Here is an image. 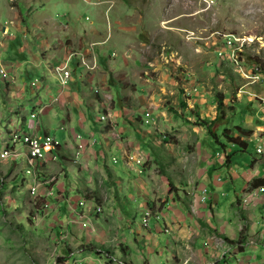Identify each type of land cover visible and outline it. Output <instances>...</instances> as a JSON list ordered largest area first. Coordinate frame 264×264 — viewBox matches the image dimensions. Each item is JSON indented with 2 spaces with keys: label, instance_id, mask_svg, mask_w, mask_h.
<instances>
[{
  "label": "rangeland",
  "instance_id": "obj_1",
  "mask_svg": "<svg viewBox=\"0 0 264 264\" xmlns=\"http://www.w3.org/2000/svg\"><path fill=\"white\" fill-rule=\"evenodd\" d=\"M46 43L56 49L82 50L78 55L70 51L65 62H69L80 81L88 71L100 70L95 87L89 90L90 97L107 99L115 113L122 112L123 108H134L137 119L133 115V125L143 124L142 127L151 128L153 134L162 139L153 145V148L160 146L161 151L153 150V180L160 174L166 175L170 185L163 186L162 193L154 192L152 205L143 211L137 205L142 196H137L133 190L128 196L134 199L129 206L135 223L143 228L151 227L153 220L160 218L154 211L156 206H163L168 191L178 194L177 188H184L179 171L170 172L161 155L182 154L193 147L194 138L190 134H196L192 130L197 125L190 120L196 118L194 110H198L199 116L212 118L216 113L215 95L221 93L227 123L220 127L232 129V123L240 124L242 119L247 122L252 114L249 107L257 100V95H264V73L252 71L253 64L248 66L246 60L250 56L264 64V0H0V66L5 69L7 64H17V59L29 63L30 55H41ZM85 47L92 50L84 51ZM84 59L94 66L90 69L83 66ZM54 67L59 70V64ZM77 68L83 69L77 71ZM23 72L27 78L29 73ZM12 76L0 74V84ZM14 79V91L21 86L27 88L26 80L23 85ZM13 96L0 87V117L9 112L6 104ZM260 101L264 103V98ZM24 107L27 126L34 113L28 117L30 104ZM101 116V119L105 117ZM62 118L60 115L52 119L56 128L63 123ZM158 122L162 125L160 129L154 127ZM7 127L9 129L3 133L4 146H0V149L11 146L6 156L0 155V264H83L86 259L95 261L93 264H173L172 254L167 255L164 250L157 254L153 250L147 255L129 241L128 246H112L65 238L60 225L52 227L55 218L48 216L53 212L49 196L55 195L51 188L56 181L55 174L48 176L47 183L43 182L44 186L42 183L35 192L37 183L36 180L32 183L30 177H36V168L28 173L25 166L22 173L21 164L10 160L24 158L28 150L26 143L12 142V138L21 137L25 127L19 123L11 127L7 124ZM74 128L79 130L78 123ZM168 128L176 133L172 135L173 131ZM5 129L6 126L2 128ZM15 150L16 156L13 155ZM111 155H115L117 161H111ZM240 155L244 154L235 153L232 160L241 161ZM46 156L47 153L44 158ZM106 162L113 169L126 172L120 151L114 145L107 151ZM108 171L107 179L111 180ZM127 174L139 177L131 169ZM223 176L219 174L218 180ZM93 179L94 184L82 190L92 195L90 197L98 196L104 203L109 184L101 182L99 176ZM100 210L101 206L96 209ZM258 213L255 210V214ZM214 215L226 216L225 209L221 207ZM263 224L264 219L260 217L251 223L245 222L251 238L258 240V257L261 252L264 256V239L259 238ZM131 228L134 233L137 231L134 225ZM152 233L157 235L154 230ZM157 240L159 246L165 245L164 235H159ZM198 245L197 241L195 246Z\"/></svg>",
  "mask_w": 264,
  "mask_h": 264
},
{
  "label": "crops",
  "instance_id": "obj_2",
  "mask_svg": "<svg viewBox=\"0 0 264 264\" xmlns=\"http://www.w3.org/2000/svg\"><path fill=\"white\" fill-rule=\"evenodd\" d=\"M48 45L49 43L45 44L41 55H30L29 63L28 60L17 59V64H7L5 69L0 66L7 74L13 75L12 78L4 79L0 87L4 93L14 94L7 100L6 110L9 112L0 117V146H4L3 133L9 129L7 124L11 127L14 123H19L27 129L25 104H30L28 117L36 112L33 119L36 133L51 134L60 140V145L51 150V156L47 153L45 163L41 167V160L37 163L35 176L38 178L30 177L32 183V178L36 179L34 188L38 190L43 182L47 183L48 176L55 174L56 181L51 185L55 195L49 196L53 212L48 216L55 218L52 227L60 225L63 236L78 243H90L91 240L112 246H128L129 241L138 247V251L145 250L147 255L153 250L157 254L159 250H164L167 255L172 254L170 259L173 264H264L262 252L258 257V240L251 238L245 225V222L251 223L259 217L264 219V185L254 182L256 178H264V103L260 101L264 95H257V100L249 107L252 114L247 122L242 119L240 124H231L252 130L250 136L244 137V151H238L235 145L229 143L223 151L205 133L203 127L197 126L192 130L196 134H190L194 138V145L188 152H170L167 157L161 155L170 172L175 174L179 171L184 188H177L178 194L167 189L169 194L165 203L161 207L156 206L154 211L160 218L154 219V225L147 226L149 229L143 228L135 223V215L129 206L134 199H129L128 196L132 194V190L137 196L141 195L137 205L143 211L152 205L154 192L162 193L163 186L170 185V179L166 175L160 174L156 181L153 180V150L161 152L160 146L153 148V145H157L162 139H159L158 134H153L151 128L142 127L143 124L140 127L133 125L132 121L137 119L134 108H123L122 112L115 113L106 102L107 99L103 101L90 97L89 90L95 87V79L100 75V70L88 71L80 81L77 73L70 68V77L61 85L57 67L54 66L62 64L67 54L74 50L56 49L53 45ZM85 50H92V47H85ZM75 51L78 55L82 50ZM24 70L29 73L27 78ZM35 77L38 78V83L31 86L30 81ZM12 79L23 85L26 80L27 88L21 86L18 91H14ZM11 111L14 113L9 116ZM103 114L105 117L101 119L100 115ZM60 115L63 123L57 129L52 119H57ZM133 115L136 116L135 119ZM77 123L79 130L74 128ZM151 123L153 127V122ZM169 125L167 124L168 127ZM176 125L179 126V123L176 122ZM2 126H6V129L2 130ZM154 127L160 129L162 125L158 122ZM180 128L185 129L183 125ZM168 131H173L172 135L176 133L173 128H168ZM233 134L236 135L235 132ZM113 145L120 151L126 172L113 169L106 162L107 151ZM238 152L244 154L238 156L241 161H233L232 156ZM228 155L230 159L227 162L225 156ZM10 160L20 163L23 168L20 172H24L25 161L22 156ZM110 160L117 161V157L111 155ZM128 169L136 172L139 177H129ZM107 171L111 180L107 179ZM219 174L224 175L220 181ZM23 176L25 179V174ZM94 176H99L105 185L109 184L108 196L104 202L106 204L98 196L90 197L92 195L82 190L94 184ZM48 184H45L46 188ZM153 186L161 191L153 189ZM202 188L206 189V196L200 200ZM250 190H256L257 195H252ZM100 206L101 210L96 211ZM221 207L225 209L226 216L215 217L214 213L220 211ZM255 210L259 211L258 215ZM133 225L137 227L135 233L131 228ZM114 229L116 230L113 232ZM153 230L158 236L164 235V246L158 245V236L152 233ZM58 237L61 238L62 235ZM259 238L264 239V224ZM197 241L199 245L196 247ZM147 244L149 246H144ZM86 263L93 264L95 261L86 259L83 264Z\"/></svg>",
  "mask_w": 264,
  "mask_h": 264
},
{
  "label": "trees",
  "instance_id": "obj_3",
  "mask_svg": "<svg viewBox=\"0 0 264 264\" xmlns=\"http://www.w3.org/2000/svg\"><path fill=\"white\" fill-rule=\"evenodd\" d=\"M142 40L146 41V38L142 36ZM239 58V56H237ZM248 66L250 64L252 67V71L254 72H260L264 73V64L259 62V60H256L253 57L247 56L246 58ZM224 95L221 93H217L215 95V109L216 113L212 118H206L199 116L198 110H194L195 117L194 120H190V122L194 125L203 127L205 133L217 144L221 147L223 151H225V146L227 143L233 144L237 147L238 151H244V148L246 147V141L244 140V137L250 136L252 130L247 127H243L241 125H233L232 129L228 128L226 126L220 127L222 124L227 123V117L224 112L225 104L223 102ZM183 105L184 102H182ZM175 112V111H174ZM221 128V129H220ZM220 129V130H219ZM236 133L234 135L233 133ZM59 144L55 145V147H58ZM52 152V151H51ZM230 159L229 155L225 156V160L228 162ZM254 182L259 185H264V178H256Z\"/></svg>",
  "mask_w": 264,
  "mask_h": 264
},
{
  "label": "built area",
  "instance_id": "obj_4",
  "mask_svg": "<svg viewBox=\"0 0 264 264\" xmlns=\"http://www.w3.org/2000/svg\"><path fill=\"white\" fill-rule=\"evenodd\" d=\"M229 43V42H228ZM69 62H63L62 64H59V70H57V77L58 81L61 85L65 84L67 82L68 78L70 77V67H69ZM84 66L86 68L90 69L94 66V64H90L84 59ZM0 74L2 76H8L7 71L4 70L3 68L0 69ZM38 83V78H33L30 81L31 86H35ZM36 115V112H35ZM33 115V118L27 123V129L21 134V137H15L14 142H22L26 143V145L33 150V152H39L41 156V165L40 167L45 163L44 162V154L45 153H51L50 152V145L52 142H59L60 145V140L54 137L51 134H37L35 131L36 124L34 123L33 119L35 117ZM260 150H258L259 152ZM2 155V154H1ZM134 156H132L133 158ZM136 160V158H135ZM33 182H35V178H32ZM38 190H35V192ZM204 193H206V189L204 190ZM202 200V199H200ZM223 255V254H222ZM223 257V256H222Z\"/></svg>",
  "mask_w": 264,
  "mask_h": 264
},
{
  "label": "bare ground",
  "instance_id": "obj_5",
  "mask_svg": "<svg viewBox=\"0 0 264 264\" xmlns=\"http://www.w3.org/2000/svg\"><path fill=\"white\" fill-rule=\"evenodd\" d=\"M103 116V115H102ZM101 116V117H102ZM15 129V128H14ZM22 130V129H21ZM15 135V134H14ZM14 135H12L14 137ZM19 136V135H17ZM15 141V138H12V142L14 143ZM59 144V142H52L51 145H50V149L54 148L55 145ZM11 146H9L8 148L6 147H3L0 149V155H7L8 153V150ZM19 148V147H18ZM28 150L24 153V161H25V166H26V172L28 173H33L34 170H35V167L37 166V163L39 162V160H41V156H40V153L39 152H33V150L31 148H27ZM10 150V149H9ZM13 150V149H12ZM23 150V149H22ZM16 151V150H15ZM51 151V150H50ZM18 152H13V155H17ZM46 154V153H45ZM45 154H44V157H45ZM53 156V155H52ZM45 159V158H44ZM48 159V158H47ZM204 188L201 189L200 191V199H203L205 198L206 196V193H204ZM250 193L252 195H257V192L256 190H250ZM246 200H243V202H245ZM263 212H264V209H263Z\"/></svg>",
  "mask_w": 264,
  "mask_h": 264
}]
</instances>
